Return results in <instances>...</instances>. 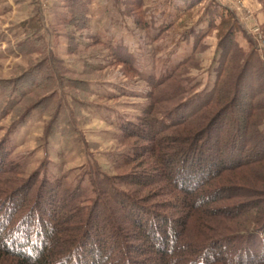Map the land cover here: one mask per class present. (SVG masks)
Returning <instances> with one entry per match:
<instances>
[{
    "label": "rangeland",
    "instance_id": "1",
    "mask_svg": "<svg viewBox=\"0 0 264 264\" xmlns=\"http://www.w3.org/2000/svg\"><path fill=\"white\" fill-rule=\"evenodd\" d=\"M198 1L182 17L186 0H0L5 165L15 168L21 182L59 180L81 195L84 212L97 200L102 181L127 193L121 176L153 177L163 164L147 148L153 145L146 141L152 136L144 110L177 87L181 94L155 108L160 116L178 102L202 97L215 80L221 31L213 29L200 41L206 31V24H198L201 17L211 12L216 24L221 8L231 11L243 30L235 37L240 48L248 53L251 39L264 54V40L254 33L258 29L264 37V0ZM171 72L175 82L157 89ZM222 131L208 133L212 144L230 138V129ZM164 185L158 182L141 196ZM263 242L260 233L256 253Z\"/></svg>",
    "mask_w": 264,
    "mask_h": 264
},
{
    "label": "trees",
    "instance_id": "2",
    "mask_svg": "<svg viewBox=\"0 0 264 264\" xmlns=\"http://www.w3.org/2000/svg\"><path fill=\"white\" fill-rule=\"evenodd\" d=\"M186 3L184 14L199 1ZM217 15L216 24L211 12L198 22L206 24L200 41L221 31L210 89L154 116L181 94L176 87L143 112L150 156L163 164L155 177L121 176L127 193L102 181L84 212L78 192L59 180L21 182L0 156V264H264V244L259 253L253 248L264 233V54L251 39L248 53L240 48L235 37L243 30L231 11ZM225 128L230 138L212 144L208 133ZM158 182L164 187L141 196ZM243 199L246 205H221Z\"/></svg>",
    "mask_w": 264,
    "mask_h": 264
},
{
    "label": "built area",
    "instance_id": "3",
    "mask_svg": "<svg viewBox=\"0 0 264 264\" xmlns=\"http://www.w3.org/2000/svg\"><path fill=\"white\" fill-rule=\"evenodd\" d=\"M254 33H255V35L258 37V38L256 37L257 39H260V40L263 39V40H264V37L262 38V36L259 35V30H258V29H255V30H254Z\"/></svg>",
    "mask_w": 264,
    "mask_h": 264
}]
</instances>
